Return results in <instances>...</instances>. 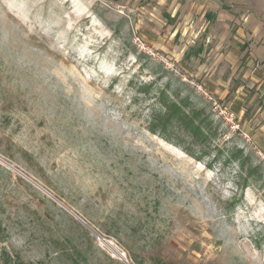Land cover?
<instances>
[{
	"label": "rangeland",
	"instance_id": "1",
	"mask_svg": "<svg viewBox=\"0 0 264 264\" xmlns=\"http://www.w3.org/2000/svg\"><path fill=\"white\" fill-rule=\"evenodd\" d=\"M181 1L0 0V264H264V0Z\"/></svg>",
	"mask_w": 264,
	"mask_h": 264
},
{
	"label": "crops",
	"instance_id": "2",
	"mask_svg": "<svg viewBox=\"0 0 264 264\" xmlns=\"http://www.w3.org/2000/svg\"><path fill=\"white\" fill-rule=\"evenodd\" d=\"M221 1H225V0H182L180 2V7H185L186 10L184 11V13H188L190 8H214L209 9L208 14L206 15L205 21H208L206 19L212 20V23L214 22V25L219 27L221 25L224 24V18H221L222 15H224V17L226 16V19L229 20L230 18V11L228 10V7L226 5H224L225 3L221 2ZM221 2V3H219ZM229 13V14H228ZM226 14V15H225ZM186 19V17H185ZM185 29L184 34L188 32V29L185 27L183 28ZM263 29V28H262ZM264 32H259V34L263 35ZM260 39L261 40V45H259V47L257 48L258 51H262L264 50V35L261 36L260 35ZM261 56V55H260Z\"/></svg>",
	"mask_w": 264,
	"mask_h": 264
},
{
	"label": "trees",
	"instance_id": "3",
	"mask_svg": "<svg viewBox=\"0 0 264 264\" xmlns=\"http://www.w3.org/2000/svg\"><path fill=\"white\" fill-rule=\"evenodd\" d=\"M165 106L164 111L159 114V116H153V119H151V124L149 127V130L152 133H160L163 134L164 136L166 135L167 138H170L168 135L169 128L172 127L173 125L172 122L175 120V122L178 121V123H183V121H187L191 126H192V131L193 134H195L198 129L196 127H193V120L192 119H187L186 117L183 116V114L180 111V108L173 104L167 105L166 103L163 104ZM155 121H158L159 125H155ZM154 124V125H153ZM176 126V125H175ZM174 127H172L173 129ZM171 129V131H172Z\"/></svg>",
	"mask_w": 264,
	"mask_h": 264
},
{
	"label": "built area",
	"instance_id": "4",
	"mask_svg": "<svg viewBox=\"0 0 264 264\" xmlns=\"http://www.w3.org/2000/svg\"><path fill=\"white\" fill-rule=\"evenodd\" d=\"M229 120H230V121L232 120V115H231V117H229Z\"/></svg>",
	"mask_w": 264,
	"mask_h": 264
}]
</instances>
